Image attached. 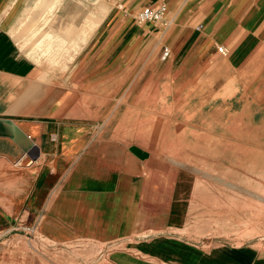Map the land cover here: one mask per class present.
<instances>
[{
  "label": "crops",
  "instance_id": "crops-1",
  "mask_svg": "<svg viewBox=\"0 0 264 264\" xmlns=\"http://www.w3.org/2000/svg\"><path fill=\"white\" fill-rule=\"evenodd\" d=\"M125 1L163 4L164 20L82 41L73 33L110 13L105 0H0V119L33 143L0 137V232L84 245L104 253L95 264H264L248 201L264 0ZM34 25L80 49L77 65L26 48Z\"/></svg>",
  "mask_w": 264,
  "mask_h": 264
},
{
  "label": "rangeland",
  "instance_id": "rangeland-1",
  "mask_svg": "<svg viewBox=\"0 0 264 264\" xmlns=\"http://www.w3.org/2000/svg\"><path fill=\"white\" fill-rule=\"evenodd\" d=\"M105 2L107 9L108 7L111 8L110 13L106 14L104 17L98 18L93 16H89L88 18L85 17L84 24H86L89 31L87 32L83 29L79 33H73L74 40L81 39L83 41L88 38H90V40L108 38L114 34V30L118 27L119 23L130 22L137 25H146L147 23H150H136V15L143 7L133 9L129 5H126L127 1L125 0H118L117 4H114L113 0H105ZM123 13L126 14V17L122 16ZM74 18L75 24L82 23L81 20L79 21V17ZM99 22L101 23L99 26L100 30L93 32L92 29L95 28ZM34 28L35 25L32 26L31 30L27 33L31 38H28L25 42V47L28 45V49L34 53V55L40 53V56H52L53 59L57 57V60H59L63 58L64 55H69L72 52L73 57L75 58V66L77 65L78 61L76 60V57L79 56L78 58L80 59V49L77 47L66 49V47H64L65 44H67L65 39H58L56 43H54L55 41L53 42L55 45L54 47L52 45V48L49 51L50 53H46L45 44L36 47V44L39 42V39L44 32L36 31ZM61 33L65 34V32ZM79 51L80 53H78ZM60 61L51 64V66L60 67ZM256 139H259L262 142L258 143L256 142ZM250 140L254 141L249 143L248 147V151L251 153V158H260L250 160V163H259L260 169L258 171H253V169L250 168L249 170L250 177L255 179V186H250L249 188L250 196L248 201L252 203V206L250 205V210L252 212L253 210L255 211L256 217L257 213L260 215L261 223L258 226V228L260 227L259 229L256 227L255 230L250 231L251 239L249 243L251 245L253 243L256 244L257 248L264 251V129H254L251 133ZM251 183L253 182L251 181ZM30 230L27 229L24 232H17V230L11 229L10 231L0 232V264H95L104 257V253L97 256L96 254L91 253L88 247L84 245H74L70 247L46 246L39 240L34 239Z\"/></svg>",
  "mask_w": 264,
  "mask_h": 264
},
{
  "label": "built area",
  "instance_id": "built-area-1",
  "mask_svg": "<svg viewBox=\"0 0 264 264\" xmlns=\"http://www.w3.org/2000/svg\"><path fill=\"white\" fill-rule=\"evenodd\" d=\"M165 6L163 4L157 5L155 7H143L136 15V23L144 24L150 23H160L164 20ZM202 27L198 26L197 29L200 30ZM217 51L221 54H225L226 50L219 46ZM169 57V49L163 48L162 54L160 56L161 61H166Z\"/></svg>",
  "mask_w": 264,
  "mask_h": 264
},
{
  "label": "water",
  "instance_id": "water-1",
  "mask_svg": "<svg viewBox=\"0 0 264 264\" xmlns=\"http://www.w3.org/2000/svg\"><path fill=\"white\" fill-rule=\"evenodd\" d=\"M0 137L9 138L23 152L33 148L32 141L11 120L0 119Z\"/></svg>",
  "mask_w": 264,
  "mask_h": 264
},
{
  "label": "bare ground",
  "instance_id": "bare-ground-1",
  "mask_svg": "<svg viewBox=\"0 0 264 264\" xmlns=\"http://www.w3.org/2000/svg\"><path fill=\"white\" fill-rule=\"evenodd\" d=\"M51 8V7H50ZM107 9V8H106ZM252 16V15H251ZM257 35H259V34H257ZM59 36H60V33H57V35L56 36H53V33H49V32H47V33H45L44 35H43V37H42V41H43V43L44 42H49V40H53V39H58L59 38ZM51 45H53V43H48V44H46V53H48L49 51H50V49L52 48V46ZM254 49V48H253ZM43 52H44V49H43ZM50 53V52H49ZM43 54V53H42Z\"/></svg>",
  "mask_w": 264,
  "mask_h": 264
}]
</instances>
